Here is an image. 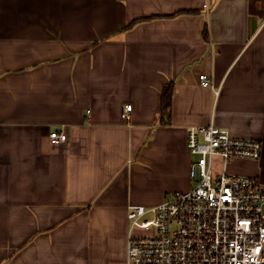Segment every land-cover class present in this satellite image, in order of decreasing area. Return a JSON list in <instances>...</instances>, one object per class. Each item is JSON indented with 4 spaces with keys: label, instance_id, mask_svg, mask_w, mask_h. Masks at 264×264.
Here are the masks:
<instances>
[{
    "label": "crops",
    "instance_id": "0c3cea01",
    "mask_svg": "<svg viewBox=\"0 0 264 264\" xmlns=\"http://www.w3.org/2000/svg\"><path fill=\"white\" fill-rule=\"evenodd\" d=\"M210 124L262 143L216 171L264 182V0H0V264H125Z\"/></svg>",
    "mask_w": 264,
    "mask_h": 264
},
{
    "label": "built area",
    "instance_id": "2783aa9c",
    "mask_svg": "<svg viewBox=\"0 0 264 264\" xmlns=\"http://www.w3.org/2000/svg\"><path fill=\"white\" fill-rule=\"evenodd\" d=\"M199 79L212 84L207 74ZM49 137L64 142L67 134ZM187 147L194 186L154 206H128L125 264H264V182L215 169L216 157L223 167L234 158L259 159L262 143L210 124L190 127Z\"/></svg>",
    "mask_w": 264,
    "mask_h": 264
},
{
    "label": "trees",
    "instance_id": "16d2710c",
    "mask_svg": "<svg viewBox=\"0 0 264 264\" xmlns=\"http://www.w3.org/2000/svg\"><path fill=\"white\" fill-rule=\"evenodd\" d=\"M172 95H173V84H167L163 88L162 92V106L161 115H170V109L172 105Z\"/></svg>",
    "mask_w": 264,
    "mask_h": 264
},
{
    "label": "rangeland",
    "instance_id": "374dc122",
    "mask_svg": "<svg viewBox=\"0 0 264 264\" xmlns=\"http://www.w3.org/2000/svg\"><path fill=\"white\" fill-rule=\"evenodd\" d=\"M218 158H219V157H216V158H215V169H217V162H216V159L218 160ZM221 162H222V161H221ZM219 164H221V163H219ZM227 173H229V172H227ZM229 174H232V173H229Z\"/></svg>",
    "mask_w": 264,
    "mask_h": 264
}]
</instances>
